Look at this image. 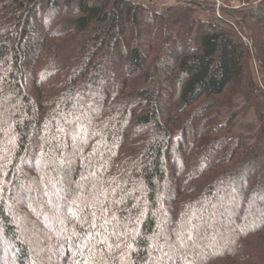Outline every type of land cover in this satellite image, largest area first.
I'll list each match as a JSON object with an SVG mask.
<instances>
[{
	"label": "trees",
	"instance_id": "1",
	"mask_svg": "<svg viewBox=\"0 0 264 264\" xmlns=\"http://www.w3.org/2000/svg\"><path fill=\"white\" fill-rule=\"evenodd\" d=\"M177 3L0 0V264H264V0Z\"/></svg>",
	"mask_w": 264,
	"mask_h": 264
},
{
	"label": "rangeland",
	"instance_id": "2",
	"mask_svg": "<svg viewBox=\"0 0 264 264\" xmlns=\"http://www.w3.org/2000/svg\"><path fill=\"white\" fill-rule=\"evenodd\" d=\"M140 3H142L144 6L147 7V9L151 10V11H157V12H165L168 8L170 7H175L178 5V0H138ZM223 2V1H222ZM260 0H236L235 3L229 4V3H224V5L226 6V8L224 9V13H222V19H225L227 21H229L230 23H232L233 25H235V19L233 17H231L228 13L229 10L231 9H235L238 7H242L244 5H255L257 3H259ZM211 12L205 10V9H199L196 12L192 13L191 15L196 19V18H200V19H207L209 17V15ZM214 14V13H213ZM214 17H216L214 15ZM146 28L145 26H142L140 29V34L141 37L145 35L146 33ZM253 64V77L254 80L256 81V84L259 87H262V82H261V73L258 69V67H256V62H252ZM105 71L106 69L108 70V74L110 76V78H114L117 74L120 73L119 67L118 65H116L113 61L112 57H105L104 58V68ZM234 108L238 109L240 108V106L242 105V100L238 97H236L234 99ZM257 121L256 118L254 116L253 111H250L248 113L244 114H239L237 116V118L235 119V127L234 130L238 131V132H242L244 134H254L256 132L257 129ZM261 215V214H260Z\"/></svg>",
	"mask_w": 264,
	"mask_h": 264
},
{
	"label": "built area",
	"instance_id": "3",
	"mask_svg": "<svg viewBox=\"0 0 264 264\" xmlns=\"http://www.w3.org/2000/svg\"><path fill=\"white\" fill-rule=\"evenodd\" d=\"M178 1H192L199 4L209 5L213 8L214 15L217 18H222L223 10L226 8L222 0H178Z\"/></svg>",
	"mask_w": 264,
	"mask_h": 264
},
{
	"label": "crops",
	"instance_id": "4",
	"mask_svg": "<svg viewBox=\"0 0 264 264\" xmlns=\"http://www.w3.org/2000/svg\"><path fill=\"white\" fill-rule=\"evenodd\" d=\"M222 1L225 3L232 4V3H235L236 0H222Z\"/></svg>",
	"mask_w": 264,
	"mask_h": 264
}]
</instances>
